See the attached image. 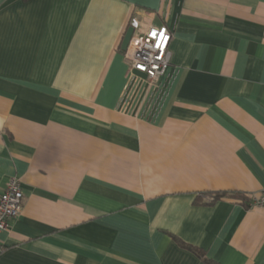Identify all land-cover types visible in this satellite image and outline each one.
Returning <instances> with one entry per match:
<instances>
[{"label":"crops","instance_id":"1","mask_svg":"<svg viewBox=\"0 0 264 264\" xmlns=\"http://www.w3.org/2000/svg\"><path fill=\"white\" fill-rule=\"evenodd\" d=\"M131 18L172 33L154 120L122 108ZM11 178L0 264H264V0H0Z\"/></svg>","mask_w":264,"mask_h":264},{"label":"built area","instance_id":"2","mask_svg":"<svg viewBox=\"0 0 264 264\" xmlns=\"http://www.w3.org/2000/svg\"><path fill=\"white\" fill-rule=\"evenodd\" d=\"M129 28L132 34L122 55L127 65L122 108L145 120H154L176 76V70L170 67L172 33L165 25L150 26L143 31L140 22L134 18H131ZM19 184L18 179L11 178L6 190L0 193V233L6 232L10 222L21 213ZM250 207L264 210V189L250 199Z\"/></svg>","mask_w":264,"mask_h":264},{"label":"trees","instance_id":"3","mask_svg":"<svg viewBox=\"0 0 264 264\" xmlns=\"http://www.w3.org/2000/svg\"><path fill=\"white\" fill-rule=\"evenodd\" d=\"M227 197L228 198H236L237 200L239 199L244 204H246V201H245V199L242 196H240V195H238V196L237 195H229V194H226V193H216V194H213V200H212L211 203H213L214 201H218V200H221V199H225ZM179 246L181 248H184L185 250L189 251L190 253L194 254L204 264H217V263L211 261L209 258H207L205 252L202 251L199 248H196V247L191 246V245L184 244L183 242H179Z\"/></svg>","mask_w":264,"mask_h":264},{"label":"water","instance_id":"4","mask_svg":"<svg viewBox=\"0 0 264 264\" xmlns=\"http://www.w3.org/2000/svg\"><path fill=\"white\" fill-rule=\"evenodd\" d=\"M131 34H132V29L131 28H129L128 30H127V32L125 33V35H124V38H123V40H122V43H121V50L124 52L125 51V49H126V47H127V43L129 42V39H130V37H131Z\"/></svg>","mask_w":264,"mask_h":264}]
</instances>
